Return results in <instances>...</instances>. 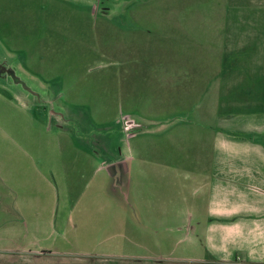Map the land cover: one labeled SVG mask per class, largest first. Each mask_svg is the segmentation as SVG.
<instances>
[{"label": "rangeland", "instance_id": "374dc122", "mask_svg": "<svg viewBox=\"0 0 264 264\" xmlns=\"http://www.w3.org/2000/svg\"><path fill=\"white\" fill-rule=\"evenodd\" d=\"M197 8V0H0V264H198L184 227L127 222L115 182L74 161L119 153V129L132 117L126 90L145 111L139 79L176 54L167 44H181L180 26L161 12Z\"/></svg>", "mask_w": 264, "mask_h": 264}, {"label": "crops", "instance_id": "0c3cea01", "mask_svg": "<svg viewBox=\"0 0 264 264\" xmlns=\"http://www.w3.org/2000/svg\"><path fill=\"white\" fill-rule=\"evenodd\" d=\"M197 2L161 12L181 44L139 79L147 113L126 90L119 153L74 161L115 182L127 222L184 227L198 264H264V0ZM176 209L157 221L155 211Z\"/></svg>", "mask_w": 264, "mask_h": 264}, {"label": "trees", "instance_id": "16d2710c", "mask_svg": "<svg viewBox=\"0 0 264 264\" xmlns=\"http://www.w3.org/2000/svg\"><path fill=\"white\" fill-rule=\"evenodd\" d=\"M215 264H219V263H215Z\"/></svg>", "mask_w": 264, "mask_h": 264}]
</instances>
